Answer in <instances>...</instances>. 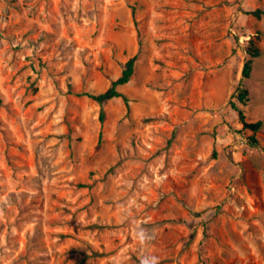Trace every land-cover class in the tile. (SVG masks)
I'll return each instance as SVG.
<instances>
[{
	"label": "rangeland",
	"instance_id": "1",
	"mask_svg": "<svg viewBox=\"0 0 264 264\" xmlns=\"http://www.w3.org/2000/svg\"><path fill=\"white\" fill-rule=\"evenodd\" d=\"M257 9L264 0H0V264H264ZM250 38L260 55L243 79ZM132 57L128 106L84 95ZM233 103L262 121L258 146Z\"/></svg>",
	"mask_w": 264,
	"mask_h": 264
},
{
	"label": "trees",
	"instance_id": "2",
	"mask_svg": "<svg viewBox=\"0 0 264 264\" xmlns=\"http://www.w3.org/2000/svg\"><path fill=\"white\" fill-rule=\"evenodd\" d=\"M253 15L256 17H261V15L264 14V10L262 9H257L252 12ZM259 37V36H257ZM259 39V38H256ZM247 53L249 55V58L246 60L243 70H242V78L247 79L251 75L252 71V63L253 59L258 57L260 55V48L256 44V40L253 38L249 39L248 42V47H247ZM135 63H136V57L130 58L124 66V69L121 73V75L114 81L111 82V85L108 89H106L104 92L98 93V94H93V93H86L84 95L88 96L89 98L97 101L100 105L105 104L107 101L117 98V97H122L125 103L128 106V99L126 96H124L120 90L119 87L128 83L133 74H134V68H135ZM247 96H248V90L241 85L238 88V93H237V100L242 103L246 104L247 102ZM233 108L236 110L239 116L240 123L242 124L244 129H248L252 132V135L249 137L250 144L253 146H258L259 145V140L256 137V133L259 131V129L262 126V121H256V122H248L246 121L245 114L243 110L236 104H232ZM105 119V113L103 109L101 110L100 114V120L103 122Z\"/></svg>",
	"mask_w": 264,
	"mask_h": 264
},
{
	"label": "clouds",
	"instance_id": "3",
	"mask_svg": "<svg viewBox=\"0 0 264 264\" xmlns=\"http://www.w3.org/2000/svg\"><path fill=\"white\" fill-rule=\"evenodd\" d=\"M137 238L140 243H144L150 239V235L145 230L141 229L138 232ZM141 264H158V260L156 257H144L141 259Z\"/></svg>",
	"mask_w": 264,
	"mask_h": 264
}]
</instances>
